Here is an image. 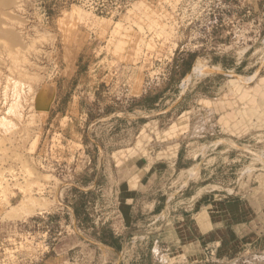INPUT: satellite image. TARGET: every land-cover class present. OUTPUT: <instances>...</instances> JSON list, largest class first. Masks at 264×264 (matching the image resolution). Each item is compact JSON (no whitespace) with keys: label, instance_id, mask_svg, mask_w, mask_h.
I'll use <instances>...</instances> for the list:
<instances>
[{"label":"rangeland","instance_id":"1","mask_svg":"<svg viewBox=\"0 0 264 264\" xmlns=\"http://www.w3.org/2000/svg\"><path fill=\"white\" fill-rule=\"evenodd\" d=\"M215 194L238 221L200 245L182 218ZM46 256L264 264V0H0V264Z\"/></svg>","mask_w":264,"mask_h":264},{"label":"crops","instance_id":"2","mask_svg":"<svg viewBox=\"0 0 264 264\" xmlns=\"http://www.w3.org/2000/svg\"><path fill=\"white\" fill-rule=\"evenodd\" d=\"M181 161V151L178 150L174 162V166H178ZM183 164H188L187 162L182 161ZM184 169L188 171L190 168ZM133 178V177H132ZM142 188L141 183L139 181V178H137V175L134 176L133 179L127 180L126 182L120 184L119 191L117 192V201H118V210L120 211L121 215V222H122V228L124 230H129L130 228L137 227L140 223V219L142 221L146 218L144 215L146 213H141L140 215H137L136 211V203L138 199L143 196L141 194ZM215 200L218 203L216 204V208L214 206L203 208L200 207L199 212L197 214H189L188 217L182 218L184 223V226H181L184 229H187L186 232H188V238L197 239L198 244L200 245H219L224 243L225 236L229 234L231 235V231H233V224L238 221V201L240 198H233V197H227L224 196L225 199H223L222 196L215 194ZM145 204L146 202L143 201ZM163 205V203H162ZM152 210L156 215L160 216L162 215L165 210L161 209V202L159 201H153L151 204ZM223 207H225L223 209ZM193 220V221H192ZM249 220H246L248 222ZM192 222V223H191ZM186 225V226H185ZM124 234L122 233H116V235H119L120 237ZM228 236V235H227ZM200 257L201 260H208L209 256L207 253H201ZM48 259L47 261H44V264H50L52 261L50 260L48 256L45 257ZM44 258V259H45ZM59 259V258H58ZM85 260H83L84 262ZM66 264V262H64ZM84 264H89V261L87 260L84 262Z\"/></svg>","mask_w":264,"mask_h":264},{"label":"bare ground","instance_id":"3","mask_svg":"<svg viewBox=\"0 0 264 264\" xmlns=\"http://www.w3.org/2000/svg\"><path fill=\"white\" fill-rule=\"evenodd\" d=\"M19 52H20V51H19ZM10 57H11V55H10ZM8 58H9V57H8ZM14 58H15V57H14ZM23 58H24V57H23ZM12 59H13V58H12ZM15 61H16V60H15ZM11 62H12V61H11ZM199 62H200V61H199ZM16 63H17V61H16ZM196 63L199 64L198 61H197ZM200 63H201V62H200ZM12 64H13V63H12ZM13 66L16 67V68L14 67L15 69H18V70L20 69V68H18L15 64H13V65L11 66V68H12ZM194 67H195V69H196L197 71H201L202 68H203V66L200 65V64H199V65H195ZM9 68H10V66H9ZM14 68H13V69H14ZM32 68H33V67H32ZM36 68H37V67H36ZM18 70H17V71H18ZM193 70H194V69H193ZM25 71H26V70H25ZM9 72H10V71H9ZM20 72H22V71H20ZM17 73H18V72H17ZM193 73H194V71H193ZM31 75H32V74H31ZM7 76H8V75H7ZM7 78H8V77H7ZM13 80H14V79H13ZM9 81H11V80H10V79H7V83H9ZM13 82H14V81H13ZM8 85H9V84H8ZM8 85H7V86H8ZM17 86H18V85H17ZM12 87H13V86H12ZM9 88H10V87H9ZM14 89H15V88H14ZM1 90H2V89H1ZM5 91H6V90H5ZM7 92H8V91H7ZM3 94H4V93H3ZM5 94H6V93H5ZM5 94H4V95H5ZM7 94H8V93H7ZM19 94H20V93H19ZM24 96H25V95H24ZM15 97H16V96H15ZM14 101H15V100H14ZM16 101H17V100H16ZM17 103H18V102H17ZM4 104H5V103H4ZM10 105H11V104H10ZM11 106H12V105H11ZM16 107H17V106H16ZM9 112H10V111H9ZM16 112H17V111H16ZM3 124H4V123H3Z\"/></svg>","mask_w":264,"mask_h":264}]
</instances>
